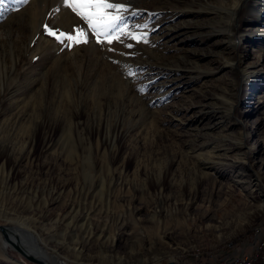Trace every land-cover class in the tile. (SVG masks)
I'll use <instances>...</instances> for the list:
<instances>
[{"label": "rangeland", "instance_id": "374dc122", "mask_svg": "<svg viewBox=\"0 0 264 264\" xmlns=\"http://www.w3.org/2000/svg\"><path fill=\"white\" fill-rule=\"evenodd\" d=\"M107 2L148 42L94 30L79 0L0 4V224L61 264L246 246L264 231V0Z\"/></svg>", "mask_w": 264, "mask_h": 264}, {"label": "snow or ice", "instance_id": "6c2138e0", "mask_svg": "<svg viewBox=\"0 0 264 264\" xmlns=\"http://www.w3.org/2000/svg\"><path fill=\"white\" fill-rule=\"evenodd\" d=\"M15 3L24 4L27 3L28 0H14ZM67 2V0H66ZM4 0H0V4H3ZM75 10L78 11L79 15L82 16L85 20L88 21L89 25L94 29H103L104 35H110L115 32L117 29H120L121 35L130 36L134 41H143L145 43L148 42L147 37L148 33H144L142 36H138L133 32H125L121 25L124 24L126 17L121 15H112L110 11L115 9L116 11H123L122 5H113L109 4L107 0H79V3L74 6ZM134 15H140V13H135ZM158 15V14H152ZM137 29L147 28V25H137ZM46 34L50 37H53L57 41H61L63 34L58 35L55 31H52L45 26ZM69 41L75 39L73 36H67ZM127 47L131 48L132 45L129 44ZM132 75V73H129ZM151 87V82L149 84H145L141 86L138 91H145Z\"/></svg>", "mask_w": 264, "mask_h": 264}, {"label": "built area", "instance_id": "2783aa9c", "mask_svg": "<svg viewBox=\"0 0 264 264\" xmlns=\"http://www.w3.org/2000/svg\"><path fill=\"white\" fill-rule=\"evenodd\" d=\"M247 246L249 247V253L239 252L221 258L215 255L213 257L207 256L208 260L206 264H255L257 254L264 246V231L259 226L250 229L249 239L246 242V247ZM196 259L197 258H195L194 261ZM174 262L176 264H187L184 262ZM194 264L199 263L196 262Z\"/></svg>", "mask_w": 264, "mask_h": 264}, {"label": "bare ground", "instance_id": "6f19581e", "mask_svg": "<svg viewBox=\"0 0 264 264\" xmlns=\"http://www.w3.org/2000/svg\"><path fill=\"white\" fill-rule=\"evenodd\" d=\"M239 2H236L235 4H234V6H233V12L235 13L236 12V10H237V8H238V6H239V4H238ZM179 27V26H178ZM174 28H170L169 30L171 31V30H173ZM175 29H177V28H175ZM169 31V32H170ZM180 31V30H179ZM229 35H230V33H229ZM17 225H19V226H17ZM16 226H12L11 228H12V230L17 234V233H22V227L20 226V223H18ZM27 233V232H26ZM17 236H18V234H17ZM19 237V236H18ZM34 237V236H33ZM12 238V237H11ZM20 238V237H19ZM26 240H23L22 238H21V242H23V245L32 253V254H34V255H36L37 257H39V258H41L42 260H44V261H46V262H49L50 264H61V262L58 260V258L55 256V255H52V257H50V256H48V254H47V252L46 251H42V249H41V251H40V249H39V246L37 245V244H34L33 242V245L40 251V252H38L37 250H36V248H34V247H32L31 245H29L28 244V242H30L31 240H27L28 242H25ZM7 247H12L11 246V243L9 242V240H7V239H5V238H3V236H2V234H1V236H0V253L2 252V253H4V249H6ZM4 256V255H3ZM50 258H52V259H50ZM81 260H83V258H81V256H80V261ZM123 262H122V259H118V260H116V262L115 263H112V264H122Z\"/></svg>", "mask_w": 264, "mask_h": 264}, {"label": "water", "instance_id": "95a60500", "mask_svg": "<svg viewBox=\"0 0 264 264\" xmlns=\"http://www.w3.org/2000/svg\"><path fill=\"white\" fill-rule=\"evenodd\" d=\"M0 233L2 234L3 238L9 240L12 246V250H14L19 256H21L25 260L36 264H50L49 262H46L41 258L37 257L36 255L32 254L23 245V242H21V238L17 236V234L12 230V228L9 225L4 223L0 224ZM164 264H176V263L171 259Z\"/></svg>", "mask_w": 264, "mask_h": 264}, {"label": "crops", "instance_id": "0c3cea01", "mask_svg": "<svg viewBox=\"0 0 264 264\" xmlns=\"http://www.w3.org/2000/svg\"><path fill=\"white\" fill-rule=\"evenodd\" d=\"M243 247H242V246ZM241 245H232V247L230 249H228L227 251H224L222 253H219V254H214L216 257H224V256H227V255H231V254H234V253H239V252H243V253H249V247L245 246V244H241Z\"/></svg>", "mask_w": 264, "mask_h": 264}, {"label": "trees", "instance_id": "16d2710c", "mask_svg": "<svg viewBox=\"0 0 264 264\" xmlns=\"http://www.w3.org/2000/svg\"><path fill=\"white\" fill-rule=\"evenodd\" d=\"M249 233V230H246V231H244V233H243V235H247ZM231 244H233L232 242H231ZM202 257V256H201ZM199 259H200V257L198 258V259H196V262L198 263L199 262ZM207 263V261H204V262H202L201 264H206Z\"/></svg>", "mask_w": 264, "mask_h": 264}]
</instances>
